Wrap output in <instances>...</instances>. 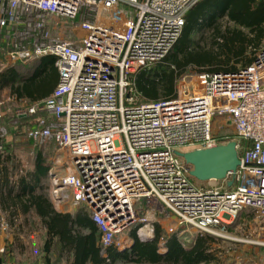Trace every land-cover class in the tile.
<instances>
[{
  "label": "built area",
  "instance_id": "built-area-1",
  "mask_svg": "<svg viewBox=\"0 0 264 264\" xmlns=\"http://www.w3.org/2000/svg\"><path fill=\"white\" fill-rule=\"evenodd\" d=\"M197 1L0 0V71L52 56L58 72L45 98L0 99V152L7 115L27 120L25 138L53 142L59 155L44 190L56 209L85 208L103 247H128L131 228L149 239L157 214L202 234L252 211L264 230V39L244 67L181 75L172 98L137 103L132 90L134 74L165 56ZM61 21L68 35L57 33ZM215 118L226 121L219 131ZM230 140L239 165L208 186L174 153Z\"/></svg>",
  "mask_w": 264,
  "mask_h": 264
},
{
  "label": "trees",
  "instance_id": "trees-1",
  "mask_svg": "<svg viewBox=\"0 0 264 264\" xmlns=\"http://www.w3.org/2000/svg\"><path fill=\"white\" fill-rule=\"evenodd\" d=\"M199 34L200 38L196 39ZM263 39L264 0H198L185 12L181 33L165 56L134 74L139 100L174 97L176 81L188 69L227 72L244 67L252 62ZM57 81L58 72L52 56L38 58L29 64L17 63L0 71V91L6 89L26 101L45 98ZM15 121L17 132L28 123L23 118ZM47 168L41 151L36 152L26 168L19 165L9 148L0 152V210L15 233L32 223L31 218L39 219L45 231L42 250L46 262L54 247L64 264L223 262L221 249L216 247L220 238L209 233L197 234L188 243L171 234L164 242L165 252H160L162 230L157 224L150 239H140L133 231L130 246L124 249L114 245L103 247L99 229L85 208L80 207L74 213L57 211L36 192ZM15 238L19 240L17 234Z\"/></svg>",
  "mask_w": 264,
  "mask_h": 264
},
{
  "label": "rangeland",
  "instance_id": "rangeland-1",
  "mask_svg": "<svg viewBox=\"0 0 264 264\" xmlns=\"http://www.w3.org/2000/svg\"><path fill=\"white\" fill-rule=\"evenodd\" d=\"M220 20L223 21L224 19L220 18ZM61 23L65 26V28L57 30V33L68 35L70 33V26L68 27V22L64 23L61 21ZM202 32L205 34V29L202 30ZM198 38H200V34L198 37H196V39ZM194 72H197V70L188 69L181 75ZM132 90L134 92L135 98L137 99V103L142 102L139 100L141 98L135 90L134 77ZM6 96L7 94H4L2 91H0V99ZM221 122L226 121L222 120L221 118L214 119L215 131H219L218 127L221 125ZM3 126L6 128L5 131L7 134V141H5L3 151H6L7 148H9L10 152L15 154L21 167L26 168V166L32 162L36 152L38 151L42 152L48 166L52 164V161H54L56 157H58L59 153L57 152V147L53 142L47 141L45 143L38 144L28 140L22 135L21 130L20 132L15 131L16 126L12 124L10 120H6ZM230 130V127L227 128V131L230 132ZM184 149L191 150L190 147H186ZM192 180L199 186H208L215 183L211 180L198 181L195 178H192ZM78 208L80 207L74 208L72 205H70V203H68L66 206H61L62 211L71 213H74L76 210H78ZM35 218L36 217L31 218L30 222L32 223L24 226L23 230L18 233H15L13 228L10 229L12 232H8L9 236H7V244L10 247V252H8L9 257H12V259L14 261L16 260L19 264H64V260L59 256L56 247L51 250L48 256L49 262H46L45 254L42 250L45 236L44 228L39 219ZM156 224L159 225L162 230V239H160L161 241L159 243L160 252L165 250L164 242L171 234H175L184 243L185 241H193L198 234L191 226L180 223L177 218L170 214H157L156 221L152 228L151 237L154 236L153 229L155 228ZM132 229L133 228L125 231L122 236L130 235ZM221 230V228H217L213 231L214 233H209L220 238V242L216 244V247L221 249V262L223 261L221 264H264V230L259 229L258 221L254 212L248 211L246 215H241L240 218L230 223L228 228H225L222 231ZM15 234L18 235L19 240H16ZM126 238V245L130 246L131 244L129 243L132 240L129 239V236Z\"/></svg>",
  "mask_w": 264,
  "mask_h": 264
},
{
  "label": "water",
  "instance_id": "water-1",
  "mask_svg": "<svg viewBox=\"0 0 264 264\" xmlns=\"http://www.w3.org/2000/svg\"><path fill=\"white\" fill-rule=\"evenodd\" d=\"M189 165L190 175L198 181L222 180L239 165L235 141L186 151L174 150ZM231 180L227 181L230 186Z\"/></svg>",
  "mask_w": 264,
  "mask_h": 264
},
{
  "label": "crops",
  "instance_id": "crops-1",
  "mask_svg": "<svg viewBox=\"0 0 264 264\" xmlns=\"http://www.w3.org/2000/svg\"><path fill=\"white\" fill-rule=\"evenodd\" d=\"M2 92L4 94H7V95H12L8 92V90L4 89L2 90ZM20 100H23V99H20ZM26 101V100H25ZM6 120H10V122L12 124H14L16 126V121L12 118V116L10 115H7L6 116V119H4V122ZM4 124V123H3ZM28 124V123H27ZM25 126V125H24ZM5 128V126H4ZM6 130V128H5ZM16 131V130H15ZM17 132V131H16ZM29 140V139H28ZM5 141H7V134L4 138V146H5ZM7 143V142H6ZM29 168V167H28ZM47 170V169H46ZM15 175L13 176V179H15ZM12 179V178H11ZM45 181H46V172L45 174L43 175L39 185L37 188H36V192L39 193L42 198L45 200V202H48L50 203L51 207L54 208L55 210L57 211H61V212H65V211H62V209H56L52 204H51V201L49 200V197H48V194L46 193V191L44 190V184H45ZM71 213V212H70ZM36 219V218H35ZM11 228L8 226L7 224V221H6V218H5V214L0 210V264H19L16 260L14 261L12 259V257L10 258L9 257V254L8 252H10V247L9 245L7 244V240H8V237L9 236V233L8 232H12V230H10ZM45 233V231H44ZM12 234V233H11ZM13 235V234H12ZM151 237H149L150 239ZM133 241V240H132ZM132 241L129 243L131 244ZM185 242H192V241H185ZM8 246V248H7ZM165 248V247H164ZM164 251H162V253H164ZM21 264H24V263H21Z\"/></svg>",
  "mask_w": 264,
  "mask_h": 264
},
{
  "label": "bare ground",
  "instance_id": "bare-ground-1",
  "mask_svg": "<svg viewBox=\"0 0 264 264\" xmlns=\"http://www.w3.org/2000/svg\"><path fill=\"white\" fill-rule=\"evenodd\" d=\"M145 231H141L140 232V236H146L147 234L146 233H144Z\"/></svg>",
  "mask_w": 264,
  "mask_h": 264
}]
</instances>
